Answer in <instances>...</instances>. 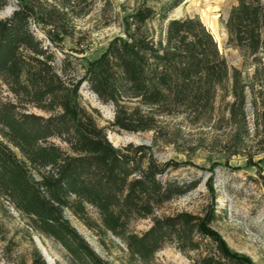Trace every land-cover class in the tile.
Returning <instances> with one entry per match:
<instances>
[{"label": "trees", "instance_id": "trees-1", "mask_svg": "<svg viewBox=\"0 0 264 264\" xmlns=\"http://www.w3.org/2000/svg\"><path fill=\"white\" fill-rule=\"evenodd\" d=\"M184 1L165 0L158 11L140 6L127 18L126 39L114 38L78 78L71 77L68 61L56 67L54 53L31 30V19L45 22L34 6L22 2L0 18V199L34 233L58 244L67 264L108 262L66 212L96 235L119 239L132 261L149 264L164 246L173 245L191 264H252L213 230L216 213L158 215L200 181L165 178L180 166L159 162L148 146H112L106 128L80 102L85 84L103 104L114 106L112 130L156 131L162 115L202 118L231 78V115L243 120L240 73L230 75L210 31L198 18L168 20ZM7 5L0 0V10ZM152 21L166 22L156 40L143 31ZM224 27L229 45L256 54L264 48V0H236ZM48 40L56 44L62 36L49 32ZM260 179L264 188V176ZM144 219L151 221L146 230L131 229ZM33 257V264H45L37 250Z\"/></svg>", "mask_w": 264, "mask_h": 264}, {"label": "rangeland", "instance_id": "rangeland-1", "mask_svg": "<svg viewBox=\"0 0 264 264\" xmlns=\"http://www.w3.org/2000/svg\"><path fill=\"white\" fill-rule=\"evenodd\" d=\"M22 2L34 6L45 20L38 23L31 19L30 27L54 53L56 67L59 69L61 61L66 60L71 64V77L78 78L114 38L126 39L130 33L129 15L144 4L158 11L165 0H8L0 10V18L9 16ZM234 5L236 0H185L169 13L168 20L198 18L210 31L230 75L232 70L240 73L246 96L243 120L240 115H231V78L218 90L213 108L202 118L197 120L189 113L162 115L156 131L139 133L112 130L114 106L103 104L85 84L79 94L81 105L94 116L98 126L106 128L112 146H148L159 162L180 166L165 178L200 181L196 189L165 204L158 215L214 212L217 220L211 227L227 248L248 257L252 264H264V188L260 183L264 176V48L250 54L228 44L224 24ZM165 26L166 22L152 21L143 31L156 40ZM49 32L62 36V41L50 43ZM3 95L12 98L6 92ZM29 110L45 116L37 109ZM66 216L108 264H143L129 259L119 239L109 234L96 235L70 213L66 212ZM92 217L96 218L94 214ZM150 224L149 219L138 220L131 229L140 233ZM34 250L45 264H67L66 253L58 244L34 233L23 216L0 199V264H33ZM149 264L191 262L173 245H166Z\"/></svg>", "mask_w": 264, "mask_h": 264}]
</instances>
